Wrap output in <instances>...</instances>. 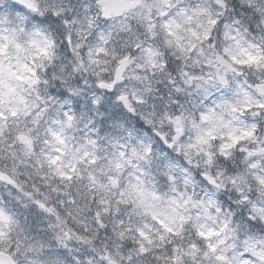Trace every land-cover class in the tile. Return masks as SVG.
<instances>
[{"label":"clouds","instance_id":"1","mask_svg":"<svg viewBox=\"0 0 264 264\" xmlns=\"http://www.w3.org/2000/svg\"><path fill=\"white\" fill-rule=\"evenodd\" d=\"M0 264H264V0H0Z\"/></svg>","mask_w":264,"mask_h":264}]
</instances>
